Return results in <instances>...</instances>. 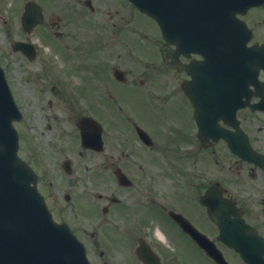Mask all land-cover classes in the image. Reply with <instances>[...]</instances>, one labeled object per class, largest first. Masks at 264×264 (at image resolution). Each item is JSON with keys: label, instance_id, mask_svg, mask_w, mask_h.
Here are the masks:
<instances>
[{"label": "flooded vegetation", "instance_id": "af4514ba", "mask_svg": "<svg viewBox=\"0 0 264 264\" xmlns=\"http://www.w3.org/2000/svg\"><path fill=\"white\" fill-rule=\"evenodd\" d=\"M125 14L128 16V23H131L129 12ZM121 17L122 14L118 15L113 24ZM120 34L125 36L124 32ZM137 37L134 30L130 29L128 41L120 44L127 45L126 50L119 48L116 53L113 50V54L119 57L118 63L112 64L110 69L108 65L102 67L94 86L95 91L106 92L113 99L118 98V111L115 112L109 102L86 108L87 112L92 110L101 114L103 140L105 137L107 141L112 140L115 144H108L111 152L103 151L101 155L104 163L101 177L103 207L106 213L103 221L108 225L107 236H111V225L117 226V231L120 232L126 226H133L135 239L149 236V229L143 230V227L153 222L163 225L165 221L171 232L170 236L175 240V247L184 250L191 247L190 242L161 214L160 209L171 210L179 216L184 215L199 231L205 232L203 226L206 212L198 201L199 195L207 187L205 152L191 149L186 153L179 152L178 146L190 147L193 144L189 136L190 130H184L179 125L177 128L169 127V123L162 122L165 112L158 111L156 99L159 96L158 83L164 84L167 78L169 83L175 80L182 85L189 77L176 71L168 74L165 69L158 67L159 60L154 57V50L144 51L142 57L141 47L136 43ZM115 67L124 71L122 80L113 75ZM87 87L93 90L89 78ZM178 94L183 109L191 108L183 89ZM166 110L169 111V108ZM175 129L181 135L175 136L174 141L169 142V130ZM136 142L144 148L138 149L139 153L126 154V148L134 151V147H139ZM191 161L195 167L193 170L190 169ZM242 165L245 170H256L252 165ZM214 179L220 180V170L215 173ZM128 180L130 183H127ZM256 189L264 191V183H260V178L257 188L252 191Z\"/></svg>", "mask_w": 264, "mask_h": 264}, {"label": "rangeland", "instance_id": "374dc122", "mask_svg": "<svg viewBox=\"0 0 264 264\" xmlns=\"http://www.w3.org/2000/svg\"><path fill=\"white\" fill-rule=\"evenodd\" d=\"M13 1V3H15V7L17 8H12L13 4L12 2H10L9 0H0V58L4 61V63H7L9 65L12 66L15 65L16 63H20L22 66L18 67L17 70L14 71V75L16 77L15 80H13V82L16 81V84L18 86V99L19 101L22 103L23 107L25 108V110H27L30 114V120L31 122L34 124L33 129H30V131L32 133H39L40 134V138H39V134H34V135H30L27 133V129L24 128L21 129L19 128V132H20V136H21V142L24 143V136L28 137V144L30 145V149L29 151L31 153H35V150H38L41 148V144L40 142H37V140L40 139L41 142H43L44 139H49V137L55 136L56 134H58L60 136V134H63V138L68 134V137H70V131L73 127L68 126L66 124V119L68 118L69 114L67 113L66 110V104L69 100H73V98L68 97V96H60L59 101L56 100L55 102V98L52 95H49L47 90L46 85H44L43 83H41L43 80V76L40 74V69L41 66L39 63L36 62H43V59L41 61V58H43V56H46L48 59H52L55 63L56 59L54 57V51L51 49V47H44V45H37L39 46V48L41 49V53L40 56L37 57V59L29 64V66H27L26 61L24 60L23 56L19 53V52H15L12 53L10 50V46H9V39H8V32H7V28L9 27V24L11 22V25H13L14 31L17 30L18 24H19V11L22 8V4L24 2V0H11ZM16 1V2H15ZM40 1V0H39ZM75 0H72V3ZM98 2H100V7H104L106 6L108 8V3L104 2L105 0H97ZM111 1V0H109ZM49 2V3H48ZM60 2V0H53V1H48L47 0V4L51 5V7L56 8V6L58 5V3ZM12 11V12H10ZM9 12V13H7ZM256 13L254 14L253 18H251L252 20H250V23L255 26V34H256V38H262L264 37V33L262 32L260 26L258 25L257 21V17H262L264 18V15H260L257 14V16H255ZM138 19L145 25L146 30L151 31V27L148 24L147 20L140 16L137 15ZM10 25V26H11ZM10 28V27H9ZM11 26V29H13ZM18 32V31H17ZM14 33L13 36L17 37L18 33ZM32 39V38H31ZM33 40V39H32ZM122 45H119V48H121ZM139 47H142L144 50H149L150 46L149 45H140ZM117 48V47H116ZM58 54H60V57L63 53L66 52V50L63 47H60L57 49ZM56 55V54H55ZM60 57H58L60 59ZM114 58H111L110 62H113ZM27 67H29V70L32 72V75L29 76L30 80L28 82V84L26 82H24L23 80H19V78L21 77V73H23L24 68L26 69ZM40 75V76H39ZM27 77V73L25 75V78ZM31 84V85H29ZM169 84V81H168ZM175 85H178V83L175 80H172L170 82V87L174 88ZM39 87V89H38ZM53 91H50L51 93L55 94ZM62 91H57V93H61ZM48 99H52L53 102L51 104H47ZM171 107L172 110V117L174 119L175 122H177L180 126L184 127V118H183V111L180 107L178 106H174L173 103H171L169 105ZM53 118V125L50 129H47L46 133H45V123H48L50 121H52ZM21 124H19L18 126H20ZM65 125V128H62L60 130V126ZM23 126V125H22ZM45 133V135H44ZM71 135H73L71 133ZM37 142V144H36ZM19 153L25 157L27 156V152L24 150V146L22 145V147L20 146V151ZM35 162H33L34 164ZM115 235L119 238L123 237L125 234L123 232L117 231L116 227H113L112 230L110 231V235ZM118 248L120 250H123L125 248L123 240L122 242H120V244L118 245ZM198 264H208L206 262H204L203 260H199Z\"/></svg>", "mask_w": 264, "mask_h": 264}, {"label": "water", "instance_id": "95a60500", "mask_svg": "<svg viewBox=\"0 0 264 264\" xmlns=\"http://www.w3.org/2000/svg\"><path fill=\"white\" fill-rule=\"evenodd\" d=\"M143 9L154 13L149 7ZM27 13L23 20H27ZM162 28L168 37L166 25ZM3 96L0 89V264H34L28 259L31 251L25 244L33 240L36 229H42L44 213L39 209L33 173L16 155L17 137L10 119L19 113L14 105L4 103Z\"/></svg>", "mask_w": 264, "mask_h": 264}]
</instances>
